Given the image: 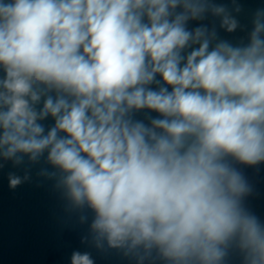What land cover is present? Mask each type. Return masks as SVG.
Wrapping results in <instances>:
<instances>
[{"label": "clouds", "instance_id": "clouds-1", "mask_svg": "<svg viewBox=\"0 0 264 264\" xmlns=\"http://www.w3.org/2000/svg\"><path fill=\"white\" fill-rule=\"evenodd\" d=\"M241 11L238 0H0V168L23 169L9 188L43 161L36 175L88 225L82 243L134 264H227L233 252L264 264V222L237 167L264 163V8L250 30ZM209 16L246 37L188 27ZM70 264L95 262L76 250Z\"/></svg>", "mask_w": 264, "mask_h": 264}, {"label": "water", "instance_id": "water-1", "mask_svg": "<svg viewBox=\"0 0 264 264\" xmlns=\"http://www.w3.org/2000/svg\"><path fill=\"white\" fill-rule=\"evenodd\" d=\"M215 2L230 4L231 0ZM238 2L242 5V11L237 18L242 26H246V30H250L252 16L257 9L264 8V0ZM213 22L217 25L221 39L236 43L246 37V30L238 28L235 32L228 33L219 29L218 19L211 16L204 21H189L188 27L195 28L202 23L211 26ZM151 87L155 88L156 85ZM147 111L141 110L135 115V119L147 123ZM152 115L159 114L153 112ZM41 123L47 129L54 121L49 117ZM45 166L43 161L33 166L32 180L14 190L9 188L7 175L10 171L23 175V169H14L11 162L0 168V264H70L71 253L76 250L90 252L95 264H134L117 250L102 252L90 244L82 243V236L87 234L88 225L79 223L77 213L66 211L65 201L53 187L54 181H47L36 175ZM237 167L241 168L254 188L245 204L264 222V163L254 167ZM227 264H241L240 256L233 252L228 257Z\"/></svg>", "mask_w": 264, "mask_h": 264}]
</instances>
